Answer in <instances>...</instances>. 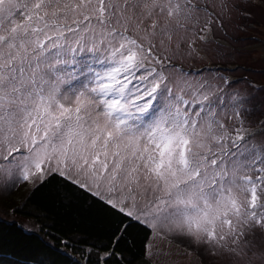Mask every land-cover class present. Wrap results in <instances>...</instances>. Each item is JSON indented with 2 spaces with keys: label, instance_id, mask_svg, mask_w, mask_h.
<instances>
[{
  "label": "snow or ice",
  "instance_id": "snow-or-ice-1",
  "mask_svg": "<svg viewBox=\"0 0 264 264\" xmlns=\"http://www.w3.org/2000/svg\"><path fill=\"white\" fill-rule=\"evenodd\" d=\"M257 32L264 0H0V264H264Z\"/></svg>",
  "mask_w": 264,
  "mask_h": 264
},
{
  "label": "rangeland",
  "instance_id": "rangeland-1",
  "mask_svg": "<svg viewBox=\"0 0 264 264\" xmlns=\"http://www.w3.org/2000/svg\"><path fill=\"white\" fill-rule=\"evenodd\" d=\"M256 40L258 41L259 39H264V36L261 35V33L257 32V33H253L252 34ZM254 48V53H253V57H252V61L253 63H255L259 57L264 54V45H261L260 43H255L253 45Z\"/></svg>",
  "mask_w": 264,
  "mask_h": 264
},
{
  "label": "trees",
  "instance_id": "trees-1",
  "mask_svg": "<svg viewBox=\"0 0 264 264\" xmlns=\"http://www.w3.org/2000/svg\"><path fill=\"white\" fill-rule=\"evenodd\" d=\"M38 200L41 202V203H44L47 201V197L44 195V194H41L40 196H38ZM10 257H8L7 255H3V254H0V261H3V260H7L9 259Z\"/></svg>",
  "mask_w": 264,
  "mask_h": 264
}]
</instances>
